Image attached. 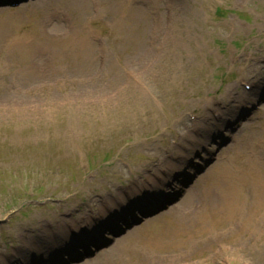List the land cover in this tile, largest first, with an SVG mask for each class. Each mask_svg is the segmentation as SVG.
<instances>
[{
    "label": "rangeland",
    "instance_id": "rangeland-1",
    "mask_svg": "<svg viewBox=\"0 0 264 264\" xmlns=\"http://www.w3.org/2000/svg\"><path fill=\"white\" fill-rule=\"evenodd\" d=\"M263 95L264 0L0 8V264L65 259L78 229L128 207L150 175L170 184L178 151L211 139L194 133L207 110ZM213 154L165 211L67 264H264V117Z\"/></svg>",
    "mask_w": 264,
    "mask_h": 264
},
{
    "label": "bare ground",
    "instance_id": "bare-ground-1",
    "mask_svg": "<svg viewBox=\"0 0 264 264\" xmlns=\"http://www.w3.org/2000/svg\"><path fill=\"white\" fill-rule=\"evenodd\" d=\"M36 2H37V1H36ZM258 183H263V181L256 180V185H257ZM30 249H31V247H30Z\"/></svg>",
    "mask_w": 264,
    "mask_h": 264
}]
</instances>
